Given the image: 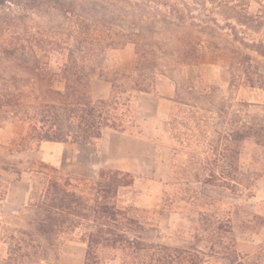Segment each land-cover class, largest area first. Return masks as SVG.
<instances>
[{
    "label": "rangeland",
    "instance_id": "rangeland-1",
    "mask_svg": "<svg viewBox=\"0 0 264 264\" xmlns=\"http://www.w3.org/2000/svg\"><path fill=\"white\" fill-rule=\"evenodd\" d=\"M218 9V4L201 0H11L0 7V19L12 18L20 37L37 52L49 48L46 39H65L71 49L104 52L108 67L130 74L136 60L134 46H113V42L136 36L140 43L147 42L138 49L170 52L175 41L163 22L185 20L186 24L205 26L200 19L208 20L210 33L225 37L228 31L217 29L209 21L223 25L224 17ZM257 9L251 2L249 12L255 14ZM245 36L264 42V35ZM257 60L264 69V59ZM228 64L226 55L205 48L196 64L178 74L195 80L201 89H224ZM11 70L12 64L0 57V78L5 74L8 79ZM161 82L171 88L172 98L171 81L157 78L153 92L130 98L124 132L105 131L90 144H67V162H43L41 145L37 151L18 153L25 132L18 124L0 129V156L20 162L21 170L37 169L39 162L46 164L79 188H88L101 169L128 173L133 183L119 191L117 206L145 227L157 229L159 243L167 250L181 253L191 248V255L180 259V264H264V170L254 182L242 179V174L257 167L252 156L260 150L246 142L239 148V158L232 162L222 159L220 138L207 130L204 119L197 128L187 107L159 96L157 84ZM110 93L109 83L95 80V100L108 99ZM234 96L235 102L261 100L258 91L243 87ZM212 147L217 148L214 159ZM13 177L0 170V264H7L9 238H15L16 228H27L29 219L20 212L34 176L21 172L24 204L11 213L4 203L9 188L16 186ZM19 191L17 188L15 195ZM36 240L42 244L39 238ZM56 247L57 260L50 264H83L86 247L78 235L59 238Z\"/></svg>",
    "mask_w": 264,
    "mask_h": 264
},
{
    "label": "trees",
    "instance_id": "trees-1",
    "mask_svg": "<svg viewBox=\"0 0 264 264\" xmlns=\"http://www.w3.org/2000/svg\"><path fill=\"white\" fill-rule=\"evenodd\" d=\"M201 1L218 4L223 25L209 21L227 30L226 36L210 33L208 20L200 19L205 26L185 20L163 22L175 41L170 52L138 49L147 42L140 43L136 36L113 42L134 46L130 74L108 67L104 52L71 49L65 39H46L49 48L37 52L20 37L12 18L0 19V57L12 64L8 79L5 74L0 78V129L6 124L24 126L18 153L37 151L44 142L90 144L105 131L124 132L130 98L153 92L157 78L165 77L173 84L170 101L187 107L197 128L204 119L207 130L220 138L222 159L239 158V148L246 142L260 150L252 156L257 167L242 174L243 181H256L264 170V69L257 60L264 59V42L245 35H264V0ZM10 2L0 0V7ZM251 2L258 7L255 14L249 12ZM205 48L229 60L224 89H201L195 80L178 74L196 64ZM95 80L111 85L108 99L95 100ZM240 87L258 91L261 100L235 102ZM216 152L212 147L213 159ZM19 164L0 156V170L13 174V181H19L21 172L34 176L20 212L29 216L27 228H16L15 238H9L7 264H50L57 260L56 241L74 235L86 247L83 264H180L191 255V248L181 253L167 250L159 243L157 229L145 227L117 206L119 191L133 183L128 173L101 169L88 188H79L41 162L37 169L21 170ZM104 252L110 255L104 257Z\"/></svg>",
    "mask_w": 264,
    "mask_h": 264
},
{
    "label": "crops",
    "instance_id": "crops-1",
    "mask_svg": "<svg viewBox=\"0 0 264 264\" xmlns=\"http://www.w3.org/2000/svg\"><path fill=\"white\" fill-rule=\"evenodd\" d=\"M162 84H157V90L159 91V96L163 97L164 100L170 101L171 97V88L165 84V82H161ZM169 87V88H168ZM161 89V90H160ZM171 102V101H170ZM68 145L65 143H54V142H44L41 144V160L43 162H67L64 158V153L68 150ZM56 164V163H55ZM15 188H9L4 208L14 213L16 212L23 204L25 199V190L23 181H16ZM19 188V191L15 195V191ZM23 191V193H22Z\"/></svg>",
    "mask_w": 264,
    "mask_h": 264
}]
</instances>
